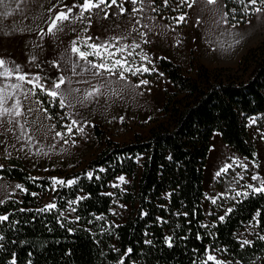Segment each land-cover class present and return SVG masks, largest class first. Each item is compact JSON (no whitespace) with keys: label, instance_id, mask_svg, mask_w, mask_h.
<instances>
[{"label":"trees","instance_id":"1","mask_svg":"<svg viewBox=\"0 0 264 264\" xmlns=\"http://www.w3.org/2000/svg\"><path fill=\"white\" fill-rule=\"evenodd\" d=\"M151 2L154 14L171 26L181 23L178 18L191 5V0ZM224 3L233 24L246 22L255 14L251 9L260 7L247 0ZM157 65L173 89L164 90L158 116L136 122L149 126L146 135L136 132L132 140L117 142L96 123L97 151L83 167L72 169L40 171L19 156L2 157L0 176L27 191L0 204V216H8L0 221V264H202L209 252L225 264H264V193L252 192L250 183L228 169L217 180L220 194L208 223L203 207L204 170L215 132L259 166L248 119L261 114L256 125L264 137V41L249 48L236 68H210L194 50L188 66L163 55ZM35 96L55 131L65 132L72 121L66 103L61 107L60 97L39 88ZM72 134L80 136L75 127ZM120 175L133 182L118 187L115 195L133 212L115 223L114 196L107 191ZM52 178L76 183L53 184ZM251 185L259 187V181ZM46 198L56 207L41 211L49 205ZM248 224L255 231L244 244L238 233Z\"/></svg>","mask_w":264,"mask_h":264},{"label":"rangeland","instance_id":"2","mask_svg":"<svg viewBox=\"0 0 264 264\" xmlns=\"http://www.w3.org/2000/svg\"><path fill=\"white\" fill-rule=\"evenodd\" d=\"M83 2L84 0H0V59L8 62V66L20 65L29 78L39 76V83L45 89L54 88L58 78L63 75L67 81L82 78L84 82L87 80L92 83L82 94H70L67 98L69 102L66 105L72 120H76L84 129L79 132V137L70 135L66 139L67 143L56 135L50 116L38 103L35 95L24 100L23 94L17 92L22 103V114L0 116V135L4 132L5 137L12 139L4 147L16 149L17 145L13 140L18 137L24 139L26 144H20L23 153L21 158L29 167L40 171L72 169L77 165L83 167L99 145L93 131L96 123L101 124L106 135L117 142L132 140L136 132L146 135L149 126L142 127L136 122H148L158 116L164 100V90L173 89L168 76L157 65L160 56L188 66L194 50L201 62L210 68H236L249 48L264 41V11L255 12L244 23L233 24L225 15L224 0H216L215 3L191 0L190 10L178 26H171L157 17L151 0H120L111 7L101 5L91 12H85L81 19L70 18L52 34L48 33L52 20L62 8ZM121 6L125 11H120ZM78 14L79 9H74L73 17ZM73 42H77L82 51H92L88 47L90 44L107 45L113 51V46L119 48L128 45L129 51L136 53L129 60L136 66L146 65L155 69L150 71L155 76L152 79L147 78L145 72L137 75L125 72L126 78L121 79L120 69L113 75L99 70L101 79L98 78L97 82V71L86 61H103L91 55L86 60L81 59L72 51ZM133 44L140 47L133 49ZM141 54L147 55L150 63L142 60ZM81 69L86 70L85 75ZM142 80H147L148 83L141 84ZM113 81L117 84L113 85ZM15 82L14 76L10 80L0 77V87L5 83ZM31 87L32 85H24L25 90ZM57 91L62 93L61 87ZM88 93L92 95L89 96ZM14 103L13 98L6 100L3 106L12 108ZM24 105H27L29 113L26 122ZM259 116L261 114L251 117L249 124L250 136L258 149L259 166L227 145L219 132H215L212 137L204 170L203 207L206 223L210 220L213 200L216 202L220 194L217 173L221 174L225 165H231L228 169H234L250 184L254 175L264 178V137L256 125ZM124 122L126 125H123ZM20 125H23V131ZM5 155L15 154H0V166L4 165L2 157ZM120 177H124L123 182ZM132 182L133 178L125 175L110 182L107 192L114 196L111 214L115 223L126 221L133 212L129 203L116 197L115 190ZM18 184L21 188H16ZM22 189L23 185L17 181L0 180V204L10 196L20 198ZM45 203L50 204V199L46 198ZM254 231V224H248L238 233V238L241 242L250 241Z\"/></svg>","mask_w":264,"mask_h":264},{"label":"snow or ice","instance_id":"3","mask_svg":"<svg viewBox=\"0 0 264 264\" xmlns=\"http://www.w3.org/2000/svg\"><path fill=\"white\" fill-rule=\"evenodd\" d=\"M168 0H164V3L167 4ZM209 3H215L216 0H208ZM240 2L243 4L245 3V0H240ZM259 3L260 7H254L251 10L254 12H261L264 11V0H247V4L249 5H257ZM117 0H111V4L107 3V0H84L83 4H73L72 6L66 8H62L55 18L52 20L51 25L48 29V33L52 34L55 29L61 24H63L64 21H69L70 18H76L81 19L83 18V15L85 12H91L94 8H100L101 5H105L106 7H111L112 5H116ZM74 9H79V14L75 17H73V11ZM247 10V9H246ZM120 11L123 12L125 9L121 6ZM136 11V9H134ZM227 15V13L225 14ZM184 16H180L178 18V22H182L184 20ZM227 23V20L224 21ZM91 39V38H88ZM88 47L92 51H82L81 48L78 46L77 42H73L72 51L74 53H77L81 59H87L90 55L95 56L99 59H101L103 62L101 63H92V67L97 70H104L107 71L110 75L115 74V71L117 69H120V78L125 79V72L131 73L132 75H137L142 72H149L154 71L155 69H150L149 67L145 66H136L133 62L129 60L130 57L134 58L136 53L134 51H129V46L124 45L122 47L116 48L110 50L107 45H97V44H90ZM140 46L138 44L131 45V48H139ZM119 56L117 59L116 57ZM140 58L144 61H149V58L145 54H141ZM99 74V71L97 72ZM14 76L15 83H5L2 87H0V116H6L10 114H14L15 116H20L22 114V103L19 96H17V92H20L23 94L24 100H28L30 96L35 95V89L39 88L41 91H44L46 95H49L53 98L59 97L60 93L57 91L61 87V85L65 82L64 78L61 76L60 79L54 84V88L52 89H45L42 84L39 83L40 77L36 76L34 78H29L28 74L22 71V68L20 65L13 64L12 66H8V62H6L3 59H0V77H4L5 80H10ZM141 84H147V80L140 81ZM32 85L31 88L25 90L24 85ZM98 92V89L96 90ZM88 95H92V93H88ZM15 99V103L12 106V108L4 107V102L6 100ZM60 106H64V100L61 97L60 98ZM42 103V102H38ZM29 111H32L31 108L28 109ZM46 112L47 109H44ZM21 130L23 131V125H20ZM75 127L76 131L83 132V127H80L78 125V122L76 120H72L70 124L66 125V131L65 132H57L56 135L63 139L65 136L71 135L73 133V128ZM30 139V138H29ZM65 143L67 141L65 140ZM242 167H246V165H241ZM231 165H225L224 168L221 170L227 171L228 168H230ZM103 171V169H101ZM217 175H220V173H217ZM89 178H91L92 173H88ZM121 182L124 181V177L119 178ZM252 180L259 181V187H253V185L249 184L247 185L248 188L252 189V192L254 193H264V178H261L258 175H254L251 177ZM53 184H65L68 185L76 183L75 180H69L65 182L64 180L58 179V178H52ZM16 188H21V185H16ZM24 191H27L26 189H23ZM32 195H36V193H32ZM243 195H248V193H243ZM73 204H78L79 200L72 201ZM213 203H215V200H213ZM56 207L54 203L49 204L46 206L45 209H42L41 211L45 210H52ZM72 211H75V208L72 209ZM230 211V210H229ZM8 216H0V221L7 220ZM79 219V217H77ZM221 220H223V217H220ZM171 238H169L170 241ZM261 239H264V237H261ZM244 244L250 243L249 241L245 240L243 241ZM128 252H131V249L127 250ZM209 262H212V264H225V262L218 260L215 256L211 255L210 252L207 254L206 259L202 262V264H209ZM120 264H123L121 261Z\"/></svg>","mask_w":264,"mask_h":264},{"label":"crops","instance_id":"4","mask_svg":"<svg viewBox=\"0 0 264 264\" xmlns=\"http://www.w3.org/2000/svg\"><path fill=\"white\" fill-rule=\"evenodd\" d=\"M120 0H118L117 2H119ZM111 2V1H110ZM109 2V3H110ZM169 58V57H168ZM169 59H171V58H169ZM172 60V59H171ZM189 61H190V59H189ZM86 62H89L91 65V67H92V61H86ZM176 63V62H175ZM93 68V67H92ZM95 69V68H94ZM97 72L99 71V70H97V69H95ZM81 72L85 75V73H86V70H84V69H81ZM63 78H64V83L61 85V90H62V93H60V97H62L63 98V100H64V102L65 103H68L69 101L67 100V98L70 96V94H82L83 93V91L84 90H86L87 88V86L88 85H92V83L91 82H89V81H87V80H85V82L82 80V78H71L69 81H67L66 80V76L65 75H63ZM98 78H100L101 79V73H100V71H99V74H98V77H97V82H98ZM86 79V78H85ZM115 78H112V80H114ZM112 84L114 85H116L117 84V82H115V81H113L112 82ZM94 85V84H93ZM71 99V98H70ZM26 107H27V105L25 106L24 105V115H25V122H26V118L29 116V113L27 112V110H26ZM248 121H249V124H250V118L248 119ZM249 130H250V127H249ZM4 133V132H3ZM1 134L0 135V154H8V153H12V154H15V155H18V156H20V157H22L23 156V153H22V151H21V147H20V144L21 143H25L26 144V142H25V140L24 139H22V138H20V137H18V138H16L15 140H13V142L17 145V147H16V149H15V147H4V146H6V144H7V141H11L12 139L10 138V137H5L6 135H4V134ZM0 180H7L6 178H3V177H1L0 176Z\"/></svg>","mask_w":264,"mask_h":264}]
</instances>
